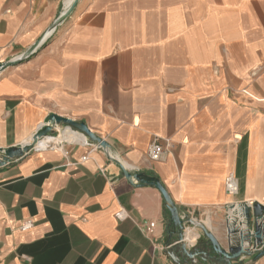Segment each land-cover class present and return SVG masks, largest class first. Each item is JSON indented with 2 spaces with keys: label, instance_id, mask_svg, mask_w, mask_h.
<instances>
[{
  "label": "crops",
  "instance_id": "1",
  "mask_svg": "<svg viewBox=\"0 0 264 264\" xmlns=\"http://www.w3.org/2000/svg\"><path fill=\"white\" fill-rule=\"evenodd\" d=\"M62 1L0 0V64L36 47ZM50 114L85 121L130 169L158 175L227 247L234 211L264 204V0H79L41 48L0 70V148ZM59 130L0 168V264H173L160 192ZM156 136L168 153L152 161Z\"/></svg>",
  "mask_w": 264,
  "mask_h": 264
},
{
  "label": "water",
  "instance_id": "2",
  "mask_svg": "<svg viewBox=\"0 0 264 264\" xmlns=\"http://www.w3.org/2000/svg\"><path fill=\"white\" fill-rule=\"evenodd\" d=\"M60 11L54 23L43 34L36 47L19 56L0 64V70L29 58L50 38L53 31L71 14L79 0H72ZM60 127L82 134L93 144L104 151L108 161L115 162L119 175L136 188L150 186L157 189L163 199L167 212L166 241L164 253L173 264H255L264 257V204L254 201L244 210L234 211V219L228 225L224 247L221 241L201 220L199 210H189L177 205L161 178L154 172L130 169L119 158L112 156L109 149L112 144L104 137L91 130L85 121L74 120L61 115L50 114L48 122L32 133L13 155L0 153V168L10 166L25 158L36 147L33 144L58 135ZM4 149V148H2ZM187 242H190L189 244Z\"/></svg>",
  "mask_w": 264,
  "mask_h": 264
},
{
  "label": "built area",
  "instance_id": "3",
  "mask_svg": "<svg viewBox=\"0 0 264 264\" xmlns=\"http://www.w3.org/2000/svg\"><path fill=\"white\" fill-rule=\"evenodd\" d=\"M66 6H67V3L65 1L63 9ZM167 153H168L167 144H165L164 140L162 141V139L160 137L156 136L148 148L149 159L152 161H159V160L163 159L167 155ZM226 184H227V189L229 191H235L237 188L235 180L232 176H229L226 179ZM116 215L119 219H125V218L129 217V215L126 214L123 210L118 211ZM32 226H33V222L28 221L22 226V229L26 230V229L31 228ZM154 226H155L154 222L147 223V221H145V223H144V227H145L147 232H150Z\"/></svg>",
  "mask_w": 264,
  "mask_h": 264
},
{
  "label": "bare ground",
  "instance_id": "4",
  "mask_svg": "<svg viewBox=\"0 0 264 264\" xmlns=\"http://www.w3.org/2000/svg\"><path fill=\"white\" fill-rule=\"evenodd\" d=\"M68 0H66V2H67ZM74 132V131H73ZM74 134H76V135H79L80 137H82V138H86L84 135H82V134H79V133H77V132H74ZM50 137H54V136H50ZM50 137H47V138H45V139H48V138H50ZM45 139H43V140H41L39 143H34L33 145L34 146H40V145H44V140ZM55 142H57V140H51V142L50 143H55ZM36 146V147H37ZM111 150V149H110ZM18 152V149L17 148H4V149H2V148H0V153L1 154H7V155H13V154H15V153H17ZM112 156H114L113 154H111ZM115 157V156H114ZM117 158V157H116ZM121 160V159H120ZM123 161V160H122ZM113 162V161H112ZM124 162V161H123ZM115 165H116V163L115 162H113ZM125 163V162H124ZM126 164V163H125Z\"/></svg>",
  "mask_w": 264,
  "mask_h": 264
},
{
  "label": "rangeland",
  "instance_id": "5",
  "mask_svg": "<svg viewBox=\"0 0 264 264\" xmlns=\"http://www.w3.org/2000/svg\"><path fill=\"white\" fill-rule=\"evenodd\" d=\"M63 130H58V135H56V137H61L63 134H64V132H62ZM109 164H111L110 162H109ZM111 166L114 168V169H116L117 171L119 170V168H118V166L117 165H112L111 164Z\"/></svg>",
  "mask_w": 264,
  "mask_h": 264
}]
</instances>
